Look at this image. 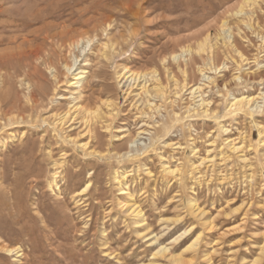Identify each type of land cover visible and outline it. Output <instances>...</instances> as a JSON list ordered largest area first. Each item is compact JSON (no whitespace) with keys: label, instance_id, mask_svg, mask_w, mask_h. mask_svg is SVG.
<instances>
[{"label":"rangeland","instance_id":"1","mask_svg":"<svg viewBox=\"0 0 264 264\" xmlns=\"http://www.w3.org/2000/svg\"><path fill=\"white\" fill-rule=\"evenodd\" d=\"M240 2L0 0V24L9 19L25 21L24 29L8 27L7 36L4 35L16 42L0 45V53L13 47L21 62L35 58L34 53L44 47V37L33 31L48 24L54 25L48 30L56 35H60L62 28L70 29L73 36L80 31L87 32L86 36L93 41L86 56L80 57L89 63L82 66L83 60L80 64L89 71L82 101L92 104L108 98L118 104V115L110 120V129L107 130V123L103 125L99 121L94 125L96 136L93 139L79 135L84 125L78 120L65 126L56 125L52 115L68 108L72 91L65 83L61 58L65 56L69 63L73 58L61 48L64 45L59 40L61 37L45 40L62 56L57 62L61 82L57 84L51 71L40 65L41 75L36 76L37 82H31L36 97L35 108L24 114L22 120L18 117L8 121L5 113L13 103L0 102V244L21 250L19 256H14L0 248V264H150L153 259L157 261L155 264H257L255 260L264 264V144L260 142L256 127L257 121L264 124V99L254 117L249 112H230L226 105L233 96L257 95L264 91V71L258 69L259 62L264 64V41L261 39L264 35V0L254 6V28L251 29L234 14ZM40 8H46L40 18H20L13 13L19 9L21 14L31 15ZM225 18L232 27L235 46L247 58L244 62L231 46L224 45L225 35L220 31V24ZM109 23L111 27H108ZM206 34H210L214 44L217 43L216 65L226 62V67L216 72L208 69L207 54L198 55L195 50L197 42ZM109 37L114 39L115 51L103 46ZM23 38L28 42L21 44ZM188 48L192 49L191 54L185 52ZM176 53L180 54L181 68L185 65L188 70L189 84L201 83L204 97L211 101L206 114L200 108L196 113L186 112L195 102L188 90L176 99L173 92L170 93L174 87L169 83L166 68L175 79L183 80L178 62L171 59ZM163 58H167L165 63ZM34 60V65H39ZM198 66L205 68L207 75L213 76L218 85L203 78ZM10 67L0 68V77L3 75L0 91L9 92L5 89L9 86L12 96L19 100L17 103L24 106L29 89L20 81L26 78L27 69L22 68V73ZM122 67L143 72L158 70L169 96L167 101L159 97L152 100L162 105L160 113L148 112V109H145L147 115L140 112L145 108L146 98L143 94L137 95L141 91L136 85L128 90L129 81L119 77ZM239 74L242 77L239 82L231 80ZM228 81L230 91L224 88ZM152 82L148 85L153 86ZM56 84L58 88L54 91ZM40 89L48 95L41 94ZM173 113H179L177 118ZM219 125L228 128L229 132L221 133L211 146L209 143L215 140L213 136L220 131ZM140 130L145 133L138 136ZM130 137H137L138 141L133 143L135 145L130 144L134 146L132 149L139 148L142 143L140 148L143 149L133 152V157H130L132 153L126 157L124 153L129 149ZM248 137L252 141L247 140ZM226 138L246 139L244 145L249 165L227 148ZM79 141H89V145L83 149ZM165 142L171 146L164 145ZM178 145L180 148H175ZM192 147L197 148L195 153ZM208 149H212L211 155L215 156L214 164L201 165L199 172L192 170L191 163L198 164ZM225 152L227 159L223 156ZM162 163L181 166L182 182L167 176ZM116 168L127 173L128 190L131 189L133 201L143 211L144 223H138L139 218L121 208L120 201L125 194H121L113 179ZM54 172H57V186L52 182ZM250 172L253 173L251 177ZM190 198L206 211L205 218L192 214L188 207ZM198 235L201 242L188 251L186 247ZM175 237L179 238L175 240ZM162 244L170 247L171 254L180 261L171 263L166 255L153 258V253Z\"/></svg>","mask_w":264,"mask_h":264},{"label":"bare ground","instance_id":"2","mask_svg":"<svg viewBox=\"0 0 264 264\" xmlns=\"http://www.w3.org/2000/svg\"><path fill=\"white\" fill-rule=\"evenodd\" d=\"M258 1L259 0H241V2L236 6V8L234 10V14L237 16V18H239V21L241 23H244L245 26H247L250 29L251 28H254V21H253V18H252V16H253L252 14H254V6L255 5L257 6V4L259 3ZM58 7H60V6H58ZM130 7H132V6H130ZM53 9H54V7H53ZM247 9H249V10H247ZM18 10L15 9V10H13L14 12L13 11L12 12L15 15H17V16H20V18L23 17V18H26L27 19V18H30V17L40 18L43 15V13L46 11V8L37 9L31 15L30 14H25V13L24 14L23 13L21 14V12H19ZM54 10H56V9H54ZM139 11H140V9H139ZM7 14H5V15H7ZM44 18H47V17H44ZM105 19H103V20H105ZM88 21H89V19H88ZM99 21H101V20H99ZM24 26H25V21L23 19H18V20L17 19H9L8 21L6 20L4 23H1L0 24V32H1V35H0V45L5 44V43L11 44V43H13L15 41V40L14 41L11 40V37H8V38L6 37L7 36L6 32L9 31L8 27L12 28V30L13 29H16V30H19L20 29L21 30V28L24 29ZM53 26L54 25L48 24V25H44V26L36 29L35 31H33V34L42 33V35L44 37V40L42 42V45L44 47H42V48L39 47V50L38 51L36 50L37 53H34V55H33L35 57V58H33V59H35L34 62L35 61L39 62V65H37V64L34 65L32 58H26L25 60H23V62H21V58H17V55H16L18 53V51L16 52V49L12 50L13 47L9 51H5L3 53H0V68L1 67H6L7 65H11L12 69H14L15 72L16 71L17 72H20V71L22 72V70H21L22 68L27 69V71H25V77L27 79L26 78H22L20 82H21V85H23V83H24L26 86H28V89H29V93L26 96V104L24 106L23 105H19L17 103L19 100L18 99L15 100V98L13 97L14 95L12 96L13 92L12 93L10 92L9 86H8V88H5L6 90L8 89L9 92H4L5 91L4 89H3L4 91H0V94L2 92V95H0L1 96L0 97V102L10 101L9 103H13V105L9 109V111L5 113V116L8 117V121H9V119H13V121H14V119L15 118L18 119V117L21 118V119L19 118V120H22V118H24V116H23L24 114L31 113L30 109L34 110V108H35L34 105L36 104L35 103L36 97H35L34 88H32V83L37 82L38 77L41 75L40 74L41 72L39 70L40 69V65H44L48 70L51 71L52 76L58 81L57 84H59L61 82L60 80H58L59 79V73H58L59 71H58V67H57V65H58L57 62L60 61V58L59 57H62V56L56 50L53 49V46L51 44H47L45 42V40L48 39L49 37H52V38L61 37L59 40H61L64 43V45L61 46V48L63 47V49H65L67 52H69V54H71L70 56H72V58H73L72 59V62L70 61L71 63H69L67 61V59H66L65 56H64V59H62L63 57L61 58V60H63V62H62L63 63V67L65 69V73L64 74L66 75L65 83L68 85V87L72 88L71 96H70L71 102L69 103V106H68V108L65 111H62V112H58V111L57 112H54L53 115H52V118H53L55 124L58 125V126H65L66 124H68L70 122L72 123L73 121H76V120H78L79 123L82 122V124L84 125V129H83L82 132L79 133V135L82 136V137L88 136L89 139L90 138L93 139V137L96 136L95 126L94 125L96 123H98L99 121H102L103 122L102 123L103 125H104V123H107L105 126H107V130L110 129V120L113 119L115 117V115L117 114L118 104H117V102L115 100L108 99V98L106 99V98H103V97H102L103 98L102 100L96 101L95 103L92 102V104L86 103V102L84 103V101H82V97H83L82 96L83 95L82 94V90L84 88L85 79L88 76L87 73L89 72L86 68H83L82 66L88 65L89 63L85 59H82L81 60L80 57L82 55L83 56H86L87 48L91 45V43H92L93 40H91L90 37L86 36L87 35L86 34L87 32L80 31V32H77L76 35L73 36V35L70 34V29H66V28H62V31L60 32V35L52 34L51 31H49L48 29L49 28H52ZM98 27H100V26H98ZM108 27H111V23L108 24ZM100 28L102 29V27H100ZM103 30L104 31L105 30L107 31L106 28H104ZM220 31L223 33V35H225V37L223 36L224 37V45L225 46H227V45L231 46L233 52L239 57L240 61L244 62L247 58L235 46L234 40H232L233 39L232 38L233 31H232V27H231L230 22L228 21V19H226V18L224 20L222 19L221 24H220ZM4 34H6V36ZM39 36H41V35H39ZM14 37H15V39H16V37L18 38V36H14ZM62 38H64V40ZM261 39L264 41V35L261 36ZM27 40H28L27 38H23L22 39L23 42L21 41L22 42L21 44L27 43L28 42ZM113 40L114 39L112 37L111 38L109 37L108 38V42H104V44H103L104 48H109L110 51L111 50L112 51H115L116 48H115V43L113 42ZM212 41L213 40H212V37L210 36V34H206L201 40H199L197 42V45H196L195 50L198 53V55L199 54L201 55V53L207 54L206 57H207V60L208 61H207L206 64L210 65V67L208 69H210L211 71H215L216 72L217 70H219L221 68H225L226 67V62H223V65H221V66L216 65V63H215V52H216L215 45L217 43L214 44V41H213V44H212ZM29 43H31V42L29 41ZM18 45H20V44H18ZM216 47H217V45H216ZM186 51L189 52L190 54L192 53V49L191 48H188L187 50H185V52ZM79 52H80V54H79ZM182 52H183V50H182ZM107 54H109V52ZM205 54H203V55H205ZM107 57H109V55ZM179 57H180V54L179 53H176V54H174L173 58H171V59H173V60H175V61L178 62V65H177L178 68H179L178 70H180V72L182 73L183 80L182 81H179V80L175 79L174 75L172 74V72L170 71L169 68H166V71H165V72L168 73L169 80H170L169 83H171V84L173 83V87H174L172 90H170V93L173 92V96L176 99L179 96H181L184 93V91L186 92L188 90L189 91L188 94H191V98L193 100H195V102L192 103L190 106L187 107L186 112L194 111L196 113L197 109L200 108V109H204L203 111L206 114L208 112V110H209V109H207V107L210 106V102L211 101H208V99H206L204 97L205 94L203 92V87L200 85L201 83L200 84H197V85L196 84L195 85L194 84L193 85L192 84L191 85L189 84V82H188V77H189L188 70H187V68H184L185 65H184L183 68H181V65H180L181 63L179 64V61H181V60H180ZM83 60L85 62L81 66L80 64H81V62ZM13 61H16V62H13ZM166 61H167V58H163L162 59V62L163 63H165ZM238 65L240 66V64H238ZM204 69L205 68H201V66H198V71L202 74L203 78L205 77L207 80H209L211 82V84L212 83L216 84V81H215L214 77L207 75V73H206V71H204ZM258 69H262V71H264V64H261V62H259L258 63ZM121 70L123 72L119 73V77H121L122 79L125 78L126 79L125 82H128L129 81L128 90H130L131 88L134 87V85H136V87L137 86L140 87L139 90L141 91L137 95L143 94L145 96V98H146V100L144 101L145 108H141L140 109L141 110L140 112L142 114H144V115H147L148 112H155V111L160 113V108L162 107V105L161 104L158 105L157 103H155L152 100H156L155 98L156 97H159L161 100L164 99V101L165 100L167 101V99L169 98V96H168V93H167V90H166V86L161 81V78L159 76L158 70L157 69H152L151 71L143 72V71H133V70L127 68V67H122ZM255 71H257V70H255ZM22 73H24V72H22ZM1 75H2V73H1ZM2 76L0 77L1 79H2ZM36 76H38V77L36 78ZM9 77L10 76H8L7 79H9ZM7 79H4V82H6ZM241 79H242V77L239 74V75L234 76L231 80L232 81L234 80L236 82L237 81L239 82V80H241ZM231 80H229V81H231ZM150 81H153L152 82L153 83V86H151V85L149 86L148 85V83ZM229 81L227 83H225V85H224V88L226 87V90L227 91L229 90V88H228ZM1 83H3V82H1ZM36 84H35V86H36ZM39 84H41V83H39ZM39 84H37V85L40 86ZM57 84L55 85L56 88H54V91H56L57 88H58V85ZM4 85H7V84H4ZM216 85H218V83ZM0 87H2V86H0ZM5 87H7V86H5ZM10 87L12 88V86H10ZM41 87L43 88L42 85H41ZM37 88H39V87H37ZM1 89L2 88H0V90ZM41 90L42 89H40V92L42 94L43 90L42 91ZM43 94H44V92H43ZM45 94L48 95L47 93H45ZM49 95H50V92H49ZM45 97L47 98V96H45ZM16 98H18V97H16ZM60 98H64V96H60ZM262 99H264V91L263 92H260L257 95L244 94V93H242L240 95L233 96L231 98V100L228 101V104H226V105H227L228 110L230 112L231 111H233L234 113H240V112L248 113L249 112L251 114V116L254 117L253 115H256L257 114V110H259V109L262 108V106L260 104V102H261ZM42 100H44V99H42ZM41 103L43 104V101ZM27 104L32 105V107L31 108L29 106L27 107ZM3 105L5 106V104H3ZM145 109H148L149 111L146 112ZM180 110H182V109H180ZM171 111H173V110H171ZM262 111L264 113V110H262ZM173 114L176 116V118L179 115V113H173ZM213 114H215V113H213ZM225 114H227V113H225ZM225 114H224V116H225ZM171 118H173V117H171ZM17 119H15V120H17ZM10 122H11V120H10ZM219 126H220L219 133L216 134L215 136H213L215 140H213L211 143H209V145H211V146H213L215 144V141L221 137V133L228 134V132H229V129L226 128L225 126H223V125H219ZM256 127L258 129V133H259V137H260V142L262 144H264V124L263 123H259L257 121L256 122ZM164 130H163V133H164ZM172 130H173V128H172ZM146 132H148L150 134V132L148 130ZM141 133L142 134L145 133L144 130H140L138 132V136ZM168 134H169V132H168ZM117 136L118 135H116V137ZM68 137H69V135H68ZM124 137H125V135L122 136V138H124ZM246 137H247V135H246ZM136 139H137V137H135L134 139H132V137L128 138V146L127 147L129 149L127 148L128 151L124 153L125 156L127 154H131L132 153L130 155V157H133V156H135V153H133V152H135L136 150H139L140 151L141 149H143V148H140L143 143L140 146L138 145L139 148L136 146L137 148L132 149V147L134 148L133 145L136 144V141H137ZM235 139L236 138H232V139L231 138H226V139H224L225 142H226L225 144H226L227 148L232 153L236 154L241 161L246 162V164H247L249 162V158L247 157V155L245 153V145H244L245 141L244 140H246V139H244V140L242 139L241 141H236ZM247 140H251V138L249 139V137H248ZM79 142L81 143V146L84 147L83 149H86L85 147H87L89 145V141L88 142L79 141ZM133 143H135V144H133ZM130 144H133V145L131 146ZM144 145H146V144H144ZM164 145L171 146V143L165 142ZM172 145H174V143ZM179 145L177 147H175V148H180ZM144 148H145V146H144ZM196 150H197L196 147H192V152L195 153ZM211 152H212V149H208L207 150V155L205 157H200L201 159H200V161H199L198 164L192 162L191 163L192 170L199 172V168H200L201 165H204V164H207V163H210V165H213L214 164V161L216 159H215V156L211 155ZM225 155H226V152L223 153V156H224L225 159H227V156H225ZM161 157L163 158V156H161ZM57 164L58 163H55V165H57ZM247 165H249V164H247ZM162 167H163V172H165V174L167 176L168 175L174 176L175 178L178 179V181H181L182 182L183 175L184 174H183V170H182V167L181 166L175 165L174 167H172V166H170V165H168L166 163H162ZM118 170L119 169H117V168L114 169V171H113V179L118 184L119 190H120L121 194H125V196L123 197V200L120 201L121 208H125V211H127L130 215H133L135 218H139L140 221H137L138 223L145 221L144 218L142 217V212H143L142 209L136 204L135 201H133V193H131L129 191L131 189L128 190L127 183H126V181H127L126 180L127 173L124 172L125 170L122 171V172H120ZM144 170H145V172L147 171L148 174H151V171H149L148 168L145 167ZM136 171H138V170H136ZM56 174H57V172H54L53 178H52L53 179L52 182L57 186L58 183H57V180H56ZM130 174H132V173H130ZM252 174L253 173L250 172L249 176L251 177ZM199 177L200 176H198L196 178L199 179ZM88 185L86 186L85 189H87ZM196 202L197 201H195V199H193V198H190L188 200V207H189L190 211L192 212V214L195 215V217L205 218V214H206L205 212L206 211H204V209H202L201 207H199ZM185 233H187V232H185ZM179 237H177V238H179ZM177 238L175 237V240ZM199 238L200 237L198 235V237L190 245H188L186 247V249H188V251L195 249L199 245V243L201 242V241L199 242ZM3 245H5V246H3ZM3 245L0 244V248L6 254H13V255L14 254L15 255L17 254L16 256H19L20 251H21V250H19V248H17V247L16 248L15 247L11 248L10 246L7 247L6 244H3ZM164 255H166L167 257H169V259L171 260V263L172 262H176V261H180V258L179 257H176V255L171 254L170 247L166 246V244L165 245L162 244L158 249H156V252L153 253V256L152 257L155 258L156 256L160 257V256H164ZM255 261H257V264H258L259 261L258 260H255ZM155 262H157V261H155L153 259L150 262V264H155ZM254 263H256V262H254Z\"/></svg>","mask_w":264,"mask_h":264}]
</instances>
